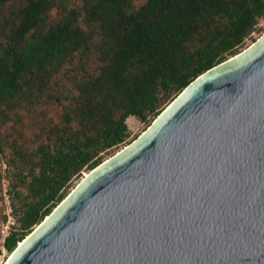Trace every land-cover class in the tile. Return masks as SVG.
<instances>
[{"label":"trees","instance_id":"16d2710c","mask_svg":"<svg viewBox=\"0 0 264 264\" xmlns=\"http://www.w3.org/2000/svg\"><path fill=\"white\" fill-rule=\"evenodd\" d=\"M136 1L0 0V124L12 122L0 164L16 219L8 254L126 141L128 117L151 122L264 18V0ZM37 107L41 133L29 145L16 123ZM2 179L0 169V200Z\"/></svg>","mask_w":264,"mask_h":264},{"label":"water","instance_id":"95a60500","mask_svg":"<svg viewBox=\"0 0 264 264\" xmlns=\"http://www.w3.org/2000/svg\"><path fill=\"white\" fill-rule=\"evenodd\" d=\"M6 264H264V34L90 170Z\"/></svg>","mask_w":264,"mask_h":264},{"label":"rangeland","instance_id":"374dc122","mask_svg":"<svg viewBox=\"0 0 264 264\" xmlns=\"http://www.w3.org/2000/svg\"><path fill=\"white\" fill-rule=\"evenodd\" d=\"M136 2L141 3L142 0H137ZM57 15H58V10L53 9L51 16L56 17ZM263 34H264V18H260L258 24L256 25V29L245 39L243 46L238 50V52H240L244 48L248 47L251 43L256 41ZM91 66H92V62H91ZM64 81L68 85H70V83H71L68 80V76L65 77ZM40 109H41V107H37L36 111L31 113V115H28L27 117H26V115L25 116L23 115L22 123H16V126H18V129H19L18 131L20 133V136L22 138H24L28 142L29 145H35L36 144L35 139L38 138L39 134L41 133L40 127H38V121L40 119V116H42L43 114H42V112H40ZM48 113L50 115L54 114V109H50L48 111ZM53 118L56 119V117H54V116H53ZM154 120L155 119H153L151 122H144V121L139 120L135 116L128 117L126 119V123L128 125L129 131H130L129 137L126 139V141L124 143H122L121 145H118L117 147L109 150L106 154H104V160L102 162L106 161L107 159H109L110 157H112L113 155H115L116 153L121 151L122 149H124L126 146L131 144L133 141H135L150 126V124ZM11 123L12 122L7 121L4 124H0V132L2 135L11 131V127H10ZM2 160H3V162L8 160V149L6 150L5 154H2ZM3 164H5V163L1 162V164H0L1 171H3ZM7 167L8 166L6 164V172H7ZM89 171L90 170L83 171L81 176H78L73 180V182L70 184V186L67 189L68 190L67 195H69L76 188V186L84 179L85 175H87ZM2 209H3V207L0 204V210L2 211ZM37 226L38 225H36L31 232H33ZM28 235H26V236H28ZM11 253L8 254L5 249H2L0 247V264H6Z\"/></svg>","mask_w":264,"mask_h":264},{"label":"built area","instance_id":"2783aa9c","mask_svg":"<svg viewBox=\"0 0 264 264\" xmlns=\"http://www.w3.org/2000/svg\"><path fill=\"white\" fill-rule=\"evenodd\" d=\"M0 204L3 207L1 212L4 215V218L0 220V247L2 249H5V238L10 233V231L14 229V226L16 224L14 210L9 193V179L6 177V164H3V179Z\"/></svg>","mask_w":264,"mask_h":264}]
</instances>
